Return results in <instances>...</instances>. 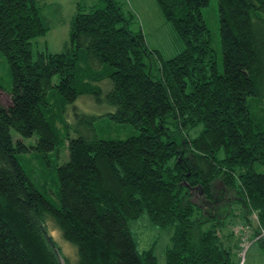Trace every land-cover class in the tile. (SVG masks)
I'll list each match as a JSON object with an SVG mask.
<instances>
[{
  "label": "trees",
  "instance_id": "obj_1",
  "mask_svg": "<svg viewBox=\"0 0 264 264\" xmlns=\"http://www.w3.org/2000/svg\"><path fill=\"white\" fill-rule=\"evenodd\" d=\"M102 2L78 5L63 50L32 57L48 27L37 0H0L12 81L9 103L0 99V264H155L129 226L143 209L173 227L168 264H233L236 224L245 235L255 215L264 242V0H218L222 69L203 14L209 0H157L182 41L168 58L129 28L119 1ZM84 93L105 106L102 117L138 130L102 136L93 123L75 125L56 164V205L17 152L54 148L55 109ZM48 217L75 244L74 258Z\"/></svg>",
  "mask_w": 264,
  "mask_h": 264
},
{
  "label": "rangeland",
  "instance_id": "obj_2",
  "mask_svg": "<svg viewBox=\"0 0 264 264\" xmlns=\"http://www.w3.org/2000/svg\"><path fill=\"white\" fill-rule=\"evenodd\" d=\"M117 1L120 2L122 10L129 17V28L132 31L140 30L143 32L145 43L149 48L157 49L163 58L173 55L182 46V41L178 37L171 20L165 18L157 0ZM37 3L40 6L39 15L42 17L43 24L48 27L46 32L39 34L32 40L30 46L32 57L36 56L39 49H47L49 51L63 50L69 37L71 18L76 10H79V6L82 5L85 9H88L91 5L98 6L104 2L102 0H37ZM203 8L204 19H206L210 29V37L216 52L219 69H222L218 0H209ZM260 33L264 41V29H261ZM150 59L153 64H157L159 61V58L153 53H151ZM52 79L54 81L57 80L56 75ZM0 84V99L2 103L8 104L12 81L7 62L1 53ZM49 95L51 99H54L56 92L52 90ZM95 96L93 93L80 94L71 103H65V107L62 110L58 107L55 109V111L59 110L60 114L59 112L56 113L54 122L58 133V141L55 142L57 145L54 148L41 152L32 147L30 150L17 152L22 166L25 167L30 177L56 205L59 203L56 164L68 157L66 136L75 134V125L93 123L95 131H98L102 136H126L138 130L131 124L124 125L102 117L101 113L105 111V106L101 105L97 99H94ZM59 103L55 104L58 105ZM12 131L16 136V131L14 129ZM36 135L37 133L34 132L32 135L23 136V139L26 143H33ZM256 166L258 169L264 167L258 162ZM254 216L250 217L251 222H248L250 229H247L246 237L243 236L242 229L240 233L235 231L236 238L232 247L233 264H264V242L260 238L255 237L253 226H255L257 220H255ZM236 225L237 228L240 227L238 224ZM129 226H131L135 244L140 250L151 246L156 257L155 264H168L166 262L165 249L171 238L170 234L173 228L171 224L163 226L153 222L147 215L146 210L143 209L137 217L129 219ZM47 228L60 244L62 251L69 257L74 258L76 255L75 244L63 237L56 222L50 217L47 218Z\"/></svg>",
  "mask_w": 264,
  "mask_h": 264
},
{
  "label": "built area",
  "instance_id": "obj_3",
  "mask_svg": "<svg viewBox=\"0 0 264 264\" xmlns=\"http://www.w3.org/2000/svg\"><path fill=\"white\" fill-rule=\"evenodd\" d=\"M234 229H235V231H238V230H239V228H237V225L234 226ZM261 234L264 235V227L261 229ZM243 236L246 237L247 234H245V235H243ZM245 240H246V239H245ZM243 243L247 244L246 242H243Z\"/></svg>",
  "mask_w": 264,
  "mask_h": 264
}]
</instances>
